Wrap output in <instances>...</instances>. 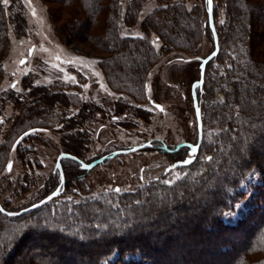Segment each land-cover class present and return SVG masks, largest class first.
I'll return each mask as SVG.
<instances>
[{"label": "trees", "instance_id": "16d2710c", "mask_svg": "<svg viewBox=\"0 0 264 264\" xmlns=\"http://www.w3.org/2000/svg\"><path fill=\"white\" fill-rule=\"evenodd\" d=\"M61 1L71 5L74 21L55 30L65 35L69 30L68 35L74 37L88 33L91 27L104 31L98 35L90 33L89 38L94 47L111 54L103 62L109 78L116 85L130 86L139 93H143L150 64L160 58L155 40L162 42L164 54L172 48L189 51L205 32L214 47L208 20L204 19V24L201 20L204 13L207 15V7L198 5L193 11L179 4L158 8L143 23L149 27L146 35L127 36L121 33V0ZM213 1L220 48L206 65L202 87L196 89L203 140L195 161L186 167L189 171L171 183L157 176L134 190L57 201L74 184L89 191L84 179L86 171L80 163L63 157L65 184L59 197L28 213L10 216L0 212V264H264V0H221V4ZM140 5V0H131L122 16L124 20L132 22ZM220 8L225 15L218 22ZM15 18L12 14L14 21ZM18 23H24L22 17ZM7 24L0 0V60L8 48ZM151 26L157 29L152 38ZM1 74L0 71V77ZM199 77L200 68L196 79ZM22 84L24 90L28 89L25 96L43 93L45 106L40 109L28 105L20 118L9 115L0 121V127L11 123L0 143V179L1 170L9 162L12 166L8 172L14 169V161L9 159L11 151H25L27 148L21 149L22 142L39 138L40 129L51 126L63 134L75 122L94 119L98 113L92 103L83 102L78 112L69 116L67 109L73 101L66 91H54L52 85H35L29 76L23 78ZM18 98L10 91L7 98H0V104L6 105L7 100L18 104ZM126 108L135 117L150 118L145 109L124 102L117 104V113H125ZM55 124L59 125L56 129ZM62 134L58 154L65 152L84 160L80 148L86 138ZM78 134L84 135V131ZM17 139L20 140L14 144ZM151 142L146 150L181 158L186 155V146L168 152L161 148L164 141ZM18 158L23 164L22 177L18 182L8 180L5 190L16 185L25 191L29 182L38 183L41 179L34 168L38 161L23 154ZM176 160L179 158L173 161ZM254 168L260 172L261 182L249 180ZM41 183L40 199L60 187L61 175L52 172ZM251 189L252 207L235 223H228L226 213ZM7 202L0 193L4 209H23H11Z\"/></svg>", "mask_w": 264, "mask_h": 264}, {"label": "rangeland", "instance_id": "374dc122", "mask_svg": "<svg viewBox=\"0 0 264 264\" xmlns=\"http://www.w3.org/2000/svg\"><path fill=\"white\" fill-rule=\"evenodd\" d=\"M130 1L121 0L122 16ZM140 1V10L132 22L124 20L121 16L123 35H146V28L149 27L143 23L147 15L158 8L178 4L192 11L198 5L206 8L205 0ZM216 3L221 4V0H216ZM4 7L8 23V48L6 55L0 60V71L2 72L0 98H7L10 91L20 98H18V104L10 100H7L6 105L0 104V121H5L9 115L20 118L28 105L40 109L45 106L42 100L43 93L35 96L33 94L24 95V92L28 90L22 88V81L26 76L31 77L35 85H52L54 91H66L70 101L71 99L73 101V105L67 109L69 116L78 112L79 105L83 102L92 103L98 108L94 119L87 118L77 121L63 134L55 132L54 127L51 126L46 130L40 129L39 138H29L22 142L21 149L27 148L25 151H18L19 153L15 150L11 151L9 159L14 161V169L8 172L6 167L3 168L0 179L1 199L8 201L7 205L11 209L25 208L36 203L35 201L42 196L41 182L52 172H59L56 161L58 152L62 149L60 134L69 133L72 135L68 138L84 136L86 140L88 139L84 140L86 143L80 148V151L85 154L82 160L87 163L108 150L125 149L129 146L151 142L153 139L164 141L168 147L176 146L184 141H197L198 131L191 92L192 85L198 80L196 78L201 58L214 49L210 36L205 32L195 48L189 51L172 48L164 54L162 42L155 40L154 45L159 51L160 58L155 61V64H150L143 93H139L137 90L129 89L130 86H118L109 78L103 62L104 58L111 54L94 47L93 39L89 38L90 33L98 35L104 34V31L99 32V29L91 27L88 33L82 32L78 37H74L68 35L69 30L66 35L55 30L56 27H67L74 21L70 15L71 5L63 4L61 0H9ZM223 11L224 9L220 8L218 22L224 20ZM53 13L55 17L51 16ZM12 14L16 16L15 21L12 19ZM21 17L24 23L18 26ZM98 18H101V14ZM206 18L207 15L204 13L201 17L202 24ZM150 30L149 34L152 38L157 33V29L151 26ZM149 99L161 104L162 109H158ZM119 102L145 109L150 113V118L145 120L135 117L128 108L125 109V113H117L116 107ZM10 124L0 127V143L5 139ZM57 124H55V129L59 127ZM78 131H84V135L78 134ZM19 140L17 139L14 144H17ZM188 149L187 147L186 155H189ZM21 154L39 162L34 168L41 179L38 183L29 182V188L25 191L17 188L16 185L10 186L16 190H5L4 184L8 183V180L13 179L18 182L22 177L23 164L18 158ZM177 157L179 160L184 159L180 155L168 156L157 150H146L145 148L127 154H118L89 170L83 169L86 171L84 179L86 189H89L88 192L74 187V184L67 189L64 195L57 196L59 197L57 201L65 198L75 200L85 197L93 198L101 193H111L116 189L124 192L134 190L142 183L157 176H163L164 182L171 183L189 171L186 168L189 165H181L163 174L165 168ZM24 167L29 169L27 164H24ZM250 179L254 182H261L260 172L254 168L249 175ZM249 180L246 181L247 184ZM253 193L254 190L251 189L240 198L232 210L226 213L225 220L228 223H235L252 207ZM39 242L44 243V241Z\"/></svg>", "mask_w": 264, "mask_h": 264}, {"label": "water", "instance_id": "95a60500", "mask_svg": "<svg viewBox=\"0 0 264 264\" xmlns=\"http://www.w3.org/2000/svg\"><path fill=\"white\" fill-rule=\"evenodd\" d=\"M205 3H206V7H207L208 24L211 28V31H212L213 37H214V49L207 56H205L204 58H201L200 65H199L200 77L192 85V91L191 92H192L193 105H194L195 116H196V121H197L198 139L196 142H188V141L181 142L178 145H176L175 148H169L166 144H163L161 146V148L168 151V152L177 151L184 146H187L189 148V155L182 160H177V161L173 162L172 164L168 165L165 168L163 174L168 173L171 169L176 168L178 166H181V165L188 166L191 163H193L194 160L196 159V155L199 152V149H200V146H201V143L203 140L202 112H201V107L199 105V101L197 98L196 89H197V87H202L203 82H204L206 65L213 57H215L218 54L219 48H220L219 37H218L217 31H216V26H215V21H214V1L212 0L211 6H209L208 0H205ZM151 102L154 103L153 101H151ZM154 104L158 107V109H162L161 104H158V103H154ZM151 145H152V143L150 141H148L145 143L129 146L128 148H125V149H118V150H115L109 154L102 155V156L94 159L93 161H91L89 163L83 161L82 159L76 157L75 155H72L69 153H64V152L60 153L57 157L56 165H57V168H58L60 175H61L60 187H62V189H60V187H58L56 190L49 193L44 198L40 199L38 202H36V203H34L28 207H25L23 209H20L18 211L6 210L2 207L1 204H0V209H4V211L2 213L6 214V215H9V213H11L10 216L20 215V214L28 213V212L36 209L37 207L44 205L46 202L50 201L51 199L59 196L62 193L64 184H65L63 168L61 165V159L63 157L74 159L80 163L82 169L89 170V169L95 167L96 165L102 163L103 161H105L107 159H111L118 154H127V153H131V152H135V151L150 147ZM185 161H189V163H183ZM9 165L12 166V163L11 162L8 163V165H7L8 171L11 169V168H9Z\"/></svg>", "mask_w": 264, "mask_h": 264}, {"label": "snow or ice", "instance_id": "6c2138e0", "mask_svg": "<svg viewBox=\"0 0 264 264\" xmlns=\"http://www.w3.org/2000/svg\"><path fill=\"white\" fill-rule=\"evenodd\" d=\"M8 2H9V0H3V3L5 5L8 4ZM211 3H212V0H208L209 6H211ZM25 135H28V133H25ZM207 159L211 160L212 158L211 157H208ZM183 163H189V161H185ZM9 168H11V165H9ZM166 182H168V181H166ZM116 191L119 192L120 189H116ZM3 211H4V209H0V212H3ZM9 215H11V213H9Z\"/></svg>", "mask_w": 264, "mask_h": 264}, {"label": "flooded vegetation", "instance_id": "af4514ba", "mask_svg": "<svg viewBox=\"0 0 264 264\" xmlns=\"http://www.w3.org/2000/svg\"><path fill=\"white\" fill-rule=\"evenodd\" d=\"M164 144H165V143H164ZM166 145H167V144H166ZM161 146H162V145H161ZM167 146H168V145H167ZM127 148H128V147H127ZM169 148H171V147H169ZM174 148H175V147H174ZM188 151H189V149H188ZM111 152H113V151H110V150H109V152H107L106 154H109V153H111ZM173 152H174V151H173ZM64 153H65V152H64ZM72 155H73V154H72ZM104 155H105V154H104ZM186 156H188V155H186ZM186 156H185V157H186ZM76 157H77V156H76ZM185 157H184V158H185ZM176 161H177V160H176ZM174 162H175V161H174ZM63 173H64V172H63ZM64 178H65V177H64ZM63 188H64V187H63ZM62 192H63V191H62Z\"/></svg>", "mask_w": 264, "mask_h": 264}]
</instances>
